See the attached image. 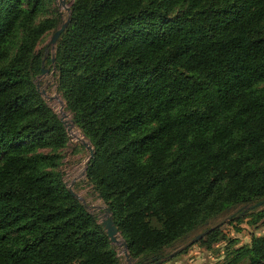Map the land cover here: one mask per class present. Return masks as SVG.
<instances>
[{
  "label": "trees",
  "instance_id": "obj_1",
  "mask_svg": "<svg viewBox=\"0 0 264 264\" xmlns=\"http://www.w3.org/2000/svg\"><path fill=\"white\" fill-rule=\"evenodd\" d=\"M47 1L0 0V264H121L56 168L69 137L36 89L42 61L93 148L73 189L110 208L132 264L229 212L263 219L239 208L264 199V0H73L53 63L36 49L63 20L36 22ZM221 264H264V233Z\"/></svg>",
  "mask_w": 264,
  "mask_h": 264
},
{
  "label": "rangeland",
  "instance_id": "obj_2",
  "mask_svg": "<svg viewBox=\"0 0 264 264\" xmlns=\"http://www.w3.org/2000/svg\"><path fill=\"white\" fill-rule=\"evenodd\" d=\"M72 1L73 0L66 1V6ZM56 2V0L53 2H45L43 10L37 15L36 22L47 17L55 18L58 11H61V18L64 19L67 12L64 8L59 9L56 7ZM51 34V30L46 31L38 41L36 49H40L43 46L47 49ZM45 51L47 53L49 50ZM44 68H46L47 71L37 79L39 88L44 90V97L48 105L58 115H60L61 112L66 113L67 115L64 119L68 120L70 114L68 111L64 110V101L56 91L54 69L48 64ZM262 86H264V81L257 84V87ZM70 131L69 134L72 135V138L65 144V146L56 150L60 155L59 163L56 168L62 171L63 179L67 186L70 185L71 181H74V184H76L81 180H85L84 172L89 155L87 147L80 145V139L86 140V138L82 135L79 129L74 126ZM37 151L47 152L51 150L50 148H40L37 149ZM74 191H76L80 200L84 202L87 206L86 208L90 212L98 213V209H95L94 206L102 205L103 202L101 199L90 195V188L87 185L82 184ZM232 212L218 217L210 224L211 226H215L216 224L218 226V238L215 241L209 242L208 239L196 241L189 245L186 250L179 255L175 257L172 256L173 258L170 257L161 264H221L225 259V253L228 249L238 248L249 244L252 236L264 233V218L256 223H252V217L243 216L240 220L231 218ZM190 239H192V237L187 238L181 245L185 244ZM168 251H171V249ZM116 252L121 264H130L124 258L123 247L116 246Z\"/></svg>",
  "mask_w": 264,
  "mask_h": 264
},
{
  "label": "water",
  "instance_id": "obj_3",
  "mask_svg": "<svg viewBox=\"0 0 264 264\" xmlns=\"http://www.w3.org/2000/svg\"><path fill=\"white\" fill-rule=\"evenodd\" d=\"M56 1H57L56 2L57 7L59 9L64 8L65 11L68 13V16L66 17V19H63L62 22L60 23L59 27L52 32L50 39L48 41L47 45L49 46V50L51 53L52 63L54 61V56H55L54 49H55L57 39H58L59 35L63 32V30L65 29V27L67 26V24L70 20V8H69V6H66L65 0H56ZM43 62L44 61H42L41 75L47 71V69L44 68ZM36 89L41 93L42 96H44L45 92H44V90H41L39 88L38 80H36ZM66 115H67L66 113L61 112V114L59 115V119L63 123V125L66 129V132L68 134L69 140H70L72 138V135H70L69 133H70L71 128L74 127V123H73V120L71 119V117L68 120L64 119V117ZM80 142L83 146L87 147V149L89 150V155L92 156L93 155V148H92L91 144L87 140H84V139H80ZM84 175H85V172H84ZM73 184H74V181H71L70 185L68 186V190L73 196H75L77 199L80 200V197L77 195L76 191H74V189H73ZM81 202L84 204L83 201H81ZM263 205H264V199L257 201V202H254V203H251V204H245L242 207H240L239 209H243V211H247V210L257 209L259 207H262ZM94 208L98 209V215L97 216L100 220V224H101L103 230L105 231L106 235L108 236L109 240L111 241V243L115 246L123 247V254H124L125 260L128 263L132 264L133 260L128 253L126 241L121 238V236L118 232V229H117V227L114 223V220L112 218L110 208L107 205H105L104 203L102 205L94 206ZM241 213H243V212H241ZM213 228H214V226L208 227L205 231L198 233L192 239H190L188 242H186L185 244H183L181 246L176 247L167 256H164L161 259L156 260L153 264L163 263L165 260H167L168 258L173 256L177 251H180L183 248L193 244L194 242L199 240L202 236H204L205 233L210 232Z\"/></svg>",
  "mask_w": 264,
  "mask_h": 264
},
{
  "label": "bare ground",
  "instance_id": "obj_4",
  "mask_svg": "<svg viewBox=\"0 0 264 264\" xmlns=\"http://www.w3.org/2000/svg\"><path fill=\"white\" fill-rule=\"evenodd\" d=\"M68 117V116H67ZM72 129V128H71ZM71 132V131H70Z\"/></svg>",
  "mask_w": 264,
  "mask_h": 264
}]
</instances>
